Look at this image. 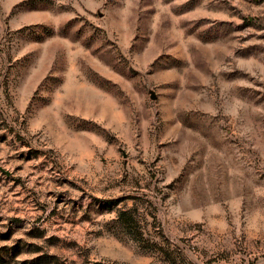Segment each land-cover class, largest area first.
I'll use <instances>...</instances> for the list:
<instances>
[{"label":"rangeland","instance_id":"obj_1","mask_svg":"<svg viewBox=\"0 0 264 264\" xmlns=\"http://www.w3.org/2000/svg\"><path fill=\"white\" fill-rule=\"evenodd\" d=\"M0 264H264V0H0Z\"/></svg>","mask_w":264,"mask_h":264}]
</instances>
